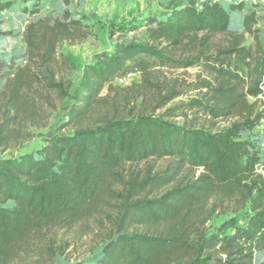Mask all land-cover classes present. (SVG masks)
I'll return each instance as SVG.
<instances>
[{"label": "trees", "instance_id": "trees-1", "mask_svg": "<svg viewBox=\"0 0 264 264\" xmlns=\"http://www.w3.org/2000/svg\"><path fill=\"white\" fill-rule=\"evenodd\" d=\"M185 1L147 14L138 24L146 39L96 55L76 87L55 67L58 46L87 35L71 0H61L60 18L26 26V63L6 72L0 89V152L18 118H33L34 103L52 93L68 106L62 129L73 132L46 139L37 154L0 159V264H55L68 247L59 234L91 222L102 245L94 264H253L264 252V130L252 134L264 123V104L255 108L264 100V7ZM24 2L37 13L41 0ZM14 5L0 2V12ZM237 15L243 32L233 34ZM215 36L226 44L211 49ZM189 67L205 73L192 88L201 97L155 115L181 93L152 76ZM136 74L140 84H116ZM176 118L233 122L212 134ZM162 159L165 168L154 170ZM184 168L193 175L177 182Z\"/></svg>", "mask_w": 264, "mask_h": 264}, {"label": "rangeland", "instance_id": "rangeland-1", "mask_svg": "<svg viewBox=\"0 0 264 264\" xmlns=\"http://www.w3.org/2000/svg\"><path fill=\"white\" fill-rule=\"evenodd\" d=\"M185 0H71L68 10L73 17L84 19L88 29L84 38H77L72 41L63 42L58 46L56 53L55 67L57 78L70 80L76 87L84 68L94 62V57L98 54L110 53L117 43H140L146 39L143 18L147 14H161L164 10ZM3 2H13L15 5L6 11L0 12V89H2L6 77V72L14 71L17 67H22L26 63V46L23 42L22 34L26 26L39 19L49 18L54 20L60 18L64 6L61 0H41L37 5V13H30L34 9V3L24 0H0ZM27 11L23 13V10ZM264 31V25L260 28ZM229 31L233 34L243 32L241 16L237 15L231 19ZM225 36H215L211 38V49L223 47L226 43ZM251 39L246 36L244 45L250 46ZM214 51L212 50V53ZM180 54V53H179ZM178 54V56H180ZM181 56H185L182 53ZM155 76V77H154ZM152 77L154 81H159L166 87H175L181 93L171 101L164 109L156 112L155 115H162L170 108H174L181 103L200 98L201 93L192 88L200 80L204 79L205 73L200 67L195 68H161ZM199 79V80H198ZM141 83L139 75H130L125 79L117 81L120 87H129ZM48 103H34L35 116L33 118L20 116L17 124L12 127L6 147L0 152V159H16L25 154H37L46 139L55 135H69L73 130L70 127L62 129V124L66 121V111L68 106L56 99L54 94H49ZM250 103L254 100L248 98ZM32 102V99H29ZM139 100L137 103L139 104ZM33 103V102H32ZM264 100L256 103V111L262 109ZM145 106V105H144ZM125 115L129 116L127 109ZM179 127H193L203 129L212 134L227 129L233 122L231 119L203 118L201 120H183L176 118L174 121ZM264 123L255 128L252 134L262 135ZM247 133L242 135L243 139H248ZM264 149V137L259 139ZM264 152V151H263ZM168 160L162 159L153 162L154 170H162L167 165ZM193 172L187 168L181 170L176 176L177 182H186L191 179ZM197 175V174H196ZM171 186L161 189L160 193ZM238 225L242 226L245 220V211L237 215ZM88 223L78 226L70 231L61 232L58 237L60 245L67 244L68 247L64 255L55 259V264H75L78 262L94 264L100 256L102 245L100 237L94 232ZM87 226V227H86ZM253 264H264V252L254 255Z\"/></svg>", "mask_w": 264, "mask_h": 264}, {"label": "built area", "instance_id": "built-area-1", "mask_svg": "<svg viewBox=\"0 0 264 264\" xmlns=\"http://www.w3.org/2000/svg\"><path fill=\"white\" fill-rule=\"evenodd\" d=\"M191 3L198 9H200L203 0H190ZM253 6H263L264 7V0H248ZM264 35V34H263ZM264 40V36H263Z\"/></svg>", "mask_w": 264, "mask_h": 264}]
</instances>
